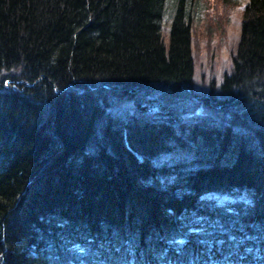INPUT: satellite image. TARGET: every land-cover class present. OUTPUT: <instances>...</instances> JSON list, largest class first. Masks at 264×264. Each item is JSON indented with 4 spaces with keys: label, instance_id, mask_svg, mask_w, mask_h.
I'll return each instance as SVG.
<instances>
[{
    "label": "trees",
    "instance_id": "trees-1",
    "mask_svg": "<svg viewBox=\"0 0 264 264\" xmlns=\"http://www.w3.org/2000/svg\"><path fill=\"white\" fill-rule=\"evenodd\" d=\"M165 7L0 0V264H264V0L201 96Z\"/></svg>",
    "mask_w": 264,
    "mask_h": 264
},
{
    "label": "rangeland",
    "instance_id": "rangeland-1",
    "mask_svg": "<svg viewBox=\"0 0 264 264\" xmlns=\"http://www.w3.org/2000/svg\"><path fill=\"white\" fill-rule=\"evenodd\" d=\"M177 0H166L162 28L165 41L168 40L172 17ZM249 0H235L230 5L228 17L221 23L218 16L212 18L206 13L207 0H187L191 10L192 47L195 63L194 93L207 95L211 85L220 87L226 75L233 72L234 57L242 30V17ZM214 4V2H213ZM15 87H17L15 85ZM205 111L194 108L192 116ZM195 116V115H194ZM223 198H231L223 195ZM221 200V196H219Z\"/></svg>",
    "mask_w": 264,
    "mask_h": 264
},
{
    "label": "water",
    "instance_id": "water-1",
    "mask_svg": "<svg viewBox=\"0 0 264 264\" xmlns=\"http://www.w3.org/2000/svg\"><path fill=\"white\" fill-rule=\"evenodd\" d=\"M18 81H20V80H18Z\"/></svg>",
    "mask_w": 264,
    "mask_h": 264
},
{
    "label": "bare ground",
    "instance_id": "bare-ground-1",
    "mask_svg": "<svg viewBox=\"0 0 264 264\" xmlns=\"http://www.w3.org/2000/svg\"><path fill=\"white\" fill-rule=\"evenodd\" d=\"M21 82V81H20Z\"/></svg>",
    "mask_w": 264,
    "mask_h": 264
}]
</instances>
